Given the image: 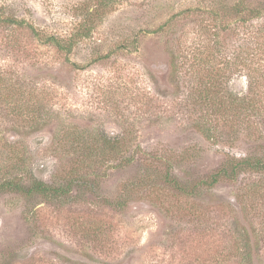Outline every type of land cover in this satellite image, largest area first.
Segmentation results:
<instances>
[{
    "label": "rangeland",
    "instance_id": "rangeland-1",
    "mask_svg": "<svg viewBox=\"0 0 264 264\" xmlns=\"http://www.w3.org/2000/svg\"><path fill=\"white\" fill-rule=\"evenodd\" d=\"M236 1L0 0L2 15L71 44L0 22V182L25 171L57 187L89 181L58 200L1 191L0 264H264L263 172L192 197L144 186L168 166L195 184L264 158V116L233 125L202 103L206 88L247 94L246 74L262 73L264 0L259 18ZM103 134L123 152L88 159L78 138ZM122 198L124 209L108 203Z\"/></svg>",
    "mask_w": 264,
    "mask_h": 264
},
{
    "label": "trees",
    "instance_id": "trees-1",
    "mask_svg": "<svg viewBox=\"0 0 264 264\" xmlns=\"http://www.w3.org/2000/svg\"><path fill=\"white\" fill-rule=\"evenodd\" d=\"M253 1H256V4H253ZM262 1L263 0H238L233 4L231 9L236 11L238 14L246 12L251 18H259L262 15L263 10V8H261ZM0 22L21 26L25 25L29 27L33 33L44 42L52 43L63 51L71 50L70 43H66V41L61 37L55 36L53 34H41L42 32L39 29H37L33 24L26 22L25 19H18L14 16H6L0 13ZM257 45L259 44L255 45L256 47H254V51L257 50V54H259V51L261 50L259 47H257ZM251 54H253V56L256 55L255 52H250V55ZM262 55L263 52L259 59L264 61V56ZM259 66L262 71L261 75H255L253 72L246 74L249 79V88L247 94L242 95L229 89L225 90L224 88H218L214 90H211V88H206L203 92L204 94H202V96H204L202 103H205V105H207L209 109L213 111L212 113L217 118H227V120L230 122L237 121L233 123V125H238L239 123L241 125H246V127H250L251 122L254 121V118L264 116V90L258 89L260 82L259 77L264 79V64L260 63ZM214 98L216 99L213 100ZM208 123H210L209 118L204 122V126L200 129V131L207 138H212L216 134V128H210L211 126H209ZM81 138H78L77 145H79V147H83L85 143L89 145V153L87 158L90 160H98L99 157L103 158L108 153V155L115 156L123 152L122 138H112L106 134H103V137L100 139L93 138L90 143L85 141L86 138L84 135H81ZM159 164L160 163L156 164L155 162V167L159 166ZM240 170H253L264 173V158L257 156L241 158L231 167H222L212 173L208 180L195 184H189L182 181L173 173L172 168L168 166L167 170H165V173L158 174L156 178L147 180L144 183V186L147 184L150 186V188L152 187L157 190L160 188V185L165 184L167 187L182 195L192 197L197 196L199 192L206 186H214L222 179H233ZM87 179L88 178L86 177L78 179L73 178L68 180L66 185L57 187L46 183L42 179H38L32 172L25 171L23 174L14 175L7 179L5 178L2 182H0V192H17L28 195L39 193L45 196L48 200H58L63 197L71 196V190L73 187H77L75 186L77 184H81L82 187H87L89 182ZM136 187L137 186L132 188L128 186L126 187L127 194L125 197H127V199L138 192ZM108 203L115 208L124 209L128 204V201L125 198L117 200L111 199L108 200Z\"/></svg>",
    "mask_w": 264,
    "mask_h": 264
}]
</instances>
